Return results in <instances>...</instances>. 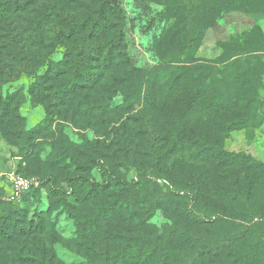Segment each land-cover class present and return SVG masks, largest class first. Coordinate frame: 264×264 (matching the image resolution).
<instances>
[{"label":"rangeland","instance_id":"374dc122","mask_svg":"<svg viewBox=\"0 0 264 264\" xmlns=\"http://www.w3.org/2000/svg\"><path fill=\"white\" fill-rule=\"evenodd\" d=\"M17 1L10 4L15 18L4 24L19 32L0 48L3 62L47 61L39 77L15 71L0 81V98L10 106L0 122V222L8 209L28 208L31 218L57 200L75 204L66 172L50 165L64 139L72 145L63 156L70 168L81 166L100 182V158L117 154L125 127L145 121L156 132L163 172L174 167L169 190H190L201 180V248L248 250L249 264H264V0ZM74 22L83 30L71 36ZM121 165L122 176L137 178L136 169ZM16 174L43 185L10 202ZM49 219L63 238L60 259L80 264L66 247L75 219L64 207Z\"/></svg>","mask_w":264,"mask_h":264},{"label":"trees","instance_id":"16d2710c","mask_svg":"<svg viewBox=\"0 0 264 264\" xmlns=\"http://www.w3.org/2000/svg\"><path fill=\"white\" fill-rule=\"evenodd\" d=\"M4 1V4H0L2 49L3 45H11L12 40L15 43L13 34L16 36L19 32H16L18 26H14L13 22L4 24L15 18V12H11L10 7L13 0ZM21 1L36 4L41 0H18L17 3ZM4 6L8 8H2ZM18 14L23 17L17 16L16 19L24 20L25 13ZM80 23H69L71 36L83 30ZM26 29L34 28L30 26ZM111 43L107 47L113 52ZM7 57L0 50V81L10 79L15 71L38 76V69L47 61L46 58H30L21 64L17 58L10 67L3 62ZM142 79H145V74ZM151 79L149 76L147 81ZM0 99L1 105H4L0 110V122L4 123L10 106L2 95ZM146 104L148 106V102ZM155 104L154 101L151 107ZM108 105L111 106L110 103ZM142 122L123 129L124 134H120L118 141L119 153L100 158L103 163L100 182L95 181L91 174H85L81 166L75 171L70 168V163L63 156H70L72 145L64 139L60 158L52 160L50 165L66 172L68 182L73 183L71 188L77 193L75 204L69 207V204L57 200L50 204L47 212L31 218L28 208H25L26 212L8 209L0 222V264H64L56 248L63 238H59L55 230L56 223L49 219L56 207H64L66 213L75 219L77 230L66 247L82 260L80 264H201L203 260L211 264H249L248 250L236 255L227 254L224 248L215 250L208 244L201 248V180L190 190L186 186L176 188V192L169 190L170 186L175 187L171 182L174 167L163 172L164 168L159 164L164 156L153 148L156 132H152L145 121ZM197 139L201 142V137ZM214 157L213 153L206 155L209 162ZM190 158L194 163H201V157ZM121 162L136 169V179L129 180L122 176L119 170L123 165ZM186 168L189 174L196 176L192 169ZM39 180V186L24 192L20 200L31 190L42 187L43 180ZM54 188L56 194L62 191L57 185ZM158 214L164 217L160 224L154 220Z\"/></svg>","mask_w":264,"mask_h":264},{"label":"built area","instance_id":"2783aa9c","mask_svg":"<svg viewBox=\"0 0 264 264\" xmlns=\"http://www.w3.org/2000/svg\"><path fill=\"white\" fill-rule=\"evenodd\" d=\"M40 180L36 177H26L19 174L11 176V190L7 196L8 200H19L22 194L32 187L39 186Z\"/></svg>","mask_w":264,"mask_h":264}]
</instances>
